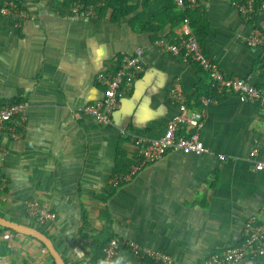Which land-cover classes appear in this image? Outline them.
<instances>
[{
  "label": "crops",
  "instance_id": "1",
  "mask_svg": "<svg viewBox=\"0 0 264 264\" xmlns=\"http://www.w3.org/2000/svg\"><path fill=\"white\" fill-rule=\"evenodd\" d=\"M19 3L27 19L0 14V107L27 104L20 136H0L2 218L41 230L68 264H87L90 239L105 230L167 253L169 264H206L208 255L241 243L247 221L264 222V167L255 168L264 162V98L217 95L198 63L155 46L178 39L182 24L173 26L171 19L180 9L161 11L160 0H140L128 16L112 17L109 9L100 14L103 6L97 19L84 20L54 11V0ZM189 14L192 31H202L196 37L204 55L226 77L245 79L264 93V50L247 46L253 28H264V9L245 22L233 0H199ZM136 48L144 51V68L117 97L111 122L81 114L102 98L98 75L113 73ZM176 80L188 109L201 113L199 134L208 153L168 152L131 182L112 187L118 166L137 161L134 138L121 130L146 140L161 137L178 113L169 96ZM202 97L213 102L204 105ZM32 201L55 219L38 224L28 213ZM83 216L93 230L88 240L79 234ZM8 230L0 227V264H53L38 241ZM121 256L138 264L126 250L111 264Z\"/></svg>",
  "mask_w": 264,
  "mask_h": 264
},
{
  "label": "built area",
  "instance_id": "2",
  "mask_svg": "<svg viewBox=\"0 0 264 264\" xmlns=\"http://www.w3.org/2000/svg\"><path fill=\"white\" fill-rule=\"evenodd\" d=\"M69 1L68 11L74 19H97L98 9L104 6V0H90L95 6L88 7L84 5L83 0ZM172 2L176 8L187 11L194 10L198 6L199 0H172ZM235 6L245 22H251L253 15L264 9V3L259 7H255L254 0H247ZM0 14L13 16L20 20L28 18L26 11L20 8L18 3L7 0H3L0 4ZM155 46L165 53L181 56L184 62L198 63L210 77L212 88L217 95L231 93L249 101L264 98V93L247 80L226 77L217 68V65L204 55L201 45L191 29L188 18L183 19L182 32L175 42L167 43L164 40H158L155 42ZM247 46L252 49L264 50V28H253L247 40ZM144 65V51L142 48H136L131 55L124 56L121 59L119 67L113 73L99 74L97 80L104 86L102 98L93 104L87 105L81 114L94 117L100 124H109L111 116L118 106L117 97L131 88L137 76L142 72ZM169 96L178 108V113L167 122L161 137L146 140L134 137L124 129L121 130L122 135L134 138L137 161L128 167L126 172L112 176L109 181L112 187L116 188L121 184L131 182L141 169L160 160L168 152L176 151L184 155L194 156H202L208 153L199 134L202 127L201 113L188 109L178 80L172 84ZM201 100L204 105L213 102L211 97H202ZM26 108L27 104L25 102L11 103L0 107V136L6 134L11 139H17L20 136L18 129L24 127ZM74 115L78 117L79 113L76 112ZM257 154L258 150L255 149L250 153V156L255 158ZM217 157L221 161L225 160L224 155L220 154ZM2 158L3 154L0 152V167ZM263 167V161L255 166L256 170H262ZM5 185L6 178L0 174V194ZM260 212L264 218V204ZM28 213L38 224L55 219V215L38 201H32L28 204ZM123 250L130 252L137 259L138 264L144 262L169 264L171 261L167 253L140 246L123 237L110 239L102 248V258L100 260H105L107 264H111L113 259ZM261 258H264V222L257 223L254 220H249L244 224L241 243L238 246L208 255L206 264H242L247 260L256 261ZM98 262L91 264H98Z\"/></svg>",
  "mask_w": 264,
  "mask_h": 264
},
{
  "label": "trees",
  "instance_id": "3",
  "mask_svg": "<svg viewBox=\"0 0 264 264\" xmlns=\"http://www.w3.org/2000/svg\"><path fill=\"white\" fill-rule=\"evenodd\" d=\"M7 1L15 2V3H19L20 2V0H7ZM105 1H106V3L104 4V6H106V7H105V9L101 10L100 14L106 13V11L109 9L112 12L111 13L112 17H118L119 18V17L128 16L131 13H133L135 11V9L138 7V2L140 0H135V1H130V0H105ZM152 1L153 0H142L144 5H146V3H148V2L150 3ZM233 1H234L235 5H236V4H240L242 2H245L247 0H233ZM254 1H255V7H259L262 3H264V0H254ZM83 2H84V5L86 7L95 6V4L93 2H90V0H83ZM160 3H161L160 4V10L161 11H162L161 7H163V6L165 8L166 7L170 8V10L173 7L176 8L175 5L173 4L172 0H160ZM69 7H70V1L69 0H54V3H53V10L54 11H59L60 13H64L65 11L67 12L69 10ZM156 7L158 8L159 6H156ZM98 11H100V10H98ZM190 11L191 10L182 11V13H178V14L177 13H173L172 19H171L172 25L176 26V25H178L180 23L182 24L184 18H188L189 21H191L190 14H189ZM172 12H173V9H172ZM135 21H136V19H133V22H135ZM193 32L195 33V35L199 39L201 38V36H202L201 32L202 31H198V30L196 31L195 30ZM128 165H129V163L127 161L123 165H119L118 166V170L116 171L115 174L124 173L126 171V169H128V167H127ZM103 220H105V224L107 225V229H108V227L110 225L109 217L106 216V215L105 216L103 215ZM3 229H5V228H3ZM5 230H7V229H5ZM8 231H10V230H8ZM88 233L93 234V230H92L91 226L88 224L86 216H83L82 225H81L79 234H80L81 237H83V238L85 237V240H88L87 238H90L89 235H87ZM114 237L115 236H110V233L108 232V230H105V233L101 234L99 237L91 238L89 246L92 247V249H91V254L92 255H91L90 261L87 264L97 263L98 261H100V259L102 258V248H103V246L110 239H112ZM31 239H33V238H31ZM33 240H35V239H33ZM86 247H88V246H86ZM43 248H45V247L43 246ZM52 263L54 264V262H52ZM65 263L68 264V262L66 260H65Z\"/></svg>",
  "mask_w": 264,
  "mask_h": 264
},
{
  "label": "water",
  "instance_id": "4",
  "mask_svg": "<svg viewBox=\"0 0 264 264\" xmlns=\"http://www.w3.org/2000/svg\"><path fill=\"white\" fill-rule=\"evenodd\" d=\"M118 115V114H116ZM0 227L9 229L11 231H14L15 233L31 237L38 241L40 244H42L47 252L49 253L50 257L54 261V264H66L63 257L60 255V253L55 248L54 243L42 232L39 230L29 227L26 225H21L12 221H8L0 216ZM248 264H261L254 260H247Z\"/></svg>",
  "mask_w": 264,
  "mask_h": 264
},
{
  "label": "clouds",
  "instance_id": "5",
  "mask_svg": "<svg viewBox=\"0 0 264 264\" xmlns=\"http://www.w3.org/2000/svg\"><path fill=\"white\" fill-rule=\"evenodd\" d=\"M98 264H107V262L105 260H100ZM113 264H131V261L127 260L124 256H121L115 260Z\"/></svg>",
  "mask_w": 264,
  "mask_h": 264
}]
</instances>
